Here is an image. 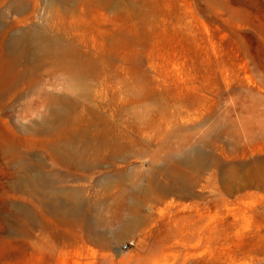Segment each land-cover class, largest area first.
Listing matches in <instances>:
<instances>
[{
  "label": "rangeland",
  "instance_id": "374dc122",
  "mask_svg": "<svg viewBox=\"0 0 264 264\" xmlns=\"http://www.w3.org/2000/svg\"><path fill=\"white\" fill-rule=\"evenodd\" d=\"M0 62V264H264V0H0Z\"/></svg>",
  "mask_w": 264,
  "mask_h": 264
},
{
  "label": "bare ground",
  "instance_id": "6f19581e",
  "mask_svg": "<svg viewBox=\"0 0 264 264\" xmlns=\"http://www.w3.org/2000/svg\"><path fill=\"white\" fill-rule=\"evenodd\" d=\"M52 47H53V42L50 39L45 38V37L40 36V35L35 34V33H29L28 30L27 31L26 30H21V31H18V32L14 33L10 37L8 43L4 45L6 56L11 58V62L13 64H19V51L20 52H24V51H28V49H31V51L35 54V53H38V52H51L52 51ZM58 50H59V53L63 52L62 49H58ZM2 63L3 62H0V66L2 65ZM73 67H74V69L78 68L76 64H74ZM11 70H13V69H11ZM70 79H71L72 86L75 89L76 88L80 89V83L77 82V79L73 78L72 75H70ZM18 82H19V72L11 80H3L2 78H0V85H1L0 86V98L3 95L4 92H6L12 86L17 85ZM49 99H50L51 103H55L56 104V103L64 102L65 100H67V97L64 96V95H50ZM38 100H39V98H38ZM1 107H2V104L0 103V108ZM64 112L65 111L61 110L59 107L52 108L49 111L51 116H53L54 118H58V119L61 118V116H62V114H64ZM40 121H41V123H43L45 120L41 119ZM51 131H53V130H51ZM39 132H41V131H39ZM14 137H15V135H14ZM68 137H69L68 134L63 133V135H62L63 139H67ZM75 138H76L77 141H84V140L89 139L88 135L86 134V132H82V133L78 134L77 136H75ZM64 148H65V151H71L72 148H73V145L66 142V143H64ZM17 149L18 148L16 147L15 144H12V143L7 142V141H0V153L1 154L2 153L3 154L4 153H8V154L14 155L15 159L17 161V166L19 168V150H17ZM201 155L202 154L197 149L189 148V149L185 150L182 153L181 161H183L184 163H187V164H194V163L198 164L201 161ZM1 156H3V155H1ZM84 165H85V163H84ZM169 171H170L171 175H173V176L176 175L173 170L169 169ZM35 186L36 185H34V187ZM34 192H35V190H34ZM70 198H71V202H70L69 208L66 211V213L69 214V215H74V216L81 217L85 222L90 223L89 214L84 209V202L78 196V192L77 191L70 192ZM135 218H136V215L134 213H129V216L124 221L125 222L124 225L125 226H129L130 224L133 223ZM90 233H92L96 237L98 236L96 231L95 232L92 231Z\"/></svg>",
  "mask_w": 264,
  "mask_h": 264
}]
</instances>
